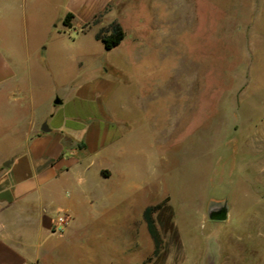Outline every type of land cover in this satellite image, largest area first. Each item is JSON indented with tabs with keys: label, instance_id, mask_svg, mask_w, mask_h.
<instances>
[{
	"label": "rangeland",
	"instance_id": "1",
	"mask_svg": "<svg viewBox=\"0 0 264 264\" xmlns=\"http://www.w3.org/2000/svg\"><path fill=\"white\" fill-rule=\"evenodd\" d=\"M38 14L0 24L14 73L0 94V140L25 102L37 123L56 113L87 124L96 107L117 130L107 164L144 204L162 205L151 216L162 211L180 235L178 264H264V0H134L117 20L72 27ZM115 23L126 37L106 50L96 36ZM220 209L224 220L212 218ZM142 235L133 264L155 256Z\"/></svg>",
	"mask_w": 264,
	"mask_h": 264
},
{
	"label": "crops",
	"instance_id": "2",
	"mask_svg": "<svg viewBox=\"0 0 264 264\" xmlns=\"http://www.w3.org/2000/svg\"><path fill=\"white\" fill-rule=\"evenodd\" d=\"M133 1L0 0V24L26 26L39 17L38 10L62 22L71 13L72 26L77 20L101 24L109 17L117 20V10ZM9 52L0 46V94L14 77ZM88 90L80 94L87 98ZM60 102L56 105L63 107ZM9 103L24 100L11 94ZM24 105L28 113L12 127L3 124L0 140V146L8 145L0 147V264H133L134 244L139 241L137 248H143L144 233L155 249L145 219L150 206L127 174L117 178L107 164V158H116L113 119L95 107L87 124L79 116L56 113L37 123L34 103ZM45 124L49 132L41 130ZM59 212L71 215L62 235L52 233ZM154 221L161 249L151 264H178L180 235L162 211Z\"/></svg>",
	"mask_w": 264,
	"mask_h": 264
},
{
	"label": "trees",
	"instance_id": "3",
	"mask_svg": "<svg viewBox=\"0 0 264 264\" xmlns=\"http://www.w3.org/2000/svg\"><path fill=\"white\" fill-rule=\"evenodd\" d=\"M74 19V15L69 13L65 19L63 20V25L66 27H72V21ZM126 37V33L124 29L121 27L120 24L115 23L112 25V30L108 33L100 32L97 34L96 38L97 40L101 41L105 47L106 50H113L121 45V43L124 41ZM162 205H158L153 208H149L145 213V219L148 222L149 229L151 236L155 242V255L158 254V252L161 249V241L159 238V235L157 233L154 220L152 219V213L160 209Z\"/></svg>",
	"mask_w": 264,
	"mask_h": 264
},
{
	"label": "built area",
	"instance_id": "4",
	"mask_svg": "<svg viewBox=\"0 0 264 264\" xmlns=\"http://www.w3.org/2000/svg\"><path fill=\"white\" fill-rule=\"evenodd\" d=\"M71 222V215L66 212H59L55 221L53 222L52 233L62 235L67 230Z\"/></svg>",
	"mask_w": 264,
	"mask_h": 264
},
{
	"label": "water",
	"instance_id": "5",
	"mask_svg": "<svg viewBox=\"0 0 264 264\" xmlns=\"http://www.w3.org/2000/svg\"><path fill=\"white\" fill-rule=\"evenodd\" d=\"M60 103H61L60 100H57V101L55 102V104H60ZM41 130H42L43 132H49V131H50V129L48 128L47 124H45V125L42 127ZM5 166L8 167V166H9V163H6ZM219 211H220V213H219V217H220V219H218V220H224L223 217L226 216V210H225V209H220ZM211 216H212V213H211ZM212 218H213V216H212Z\"/></svg>",
	"mask_w": 264,
	"mask_h": 264
},
{
	"label": "flooded vegetation",
	"instance_id": "6",
	"mask_svg": "<svg viewBox=\"0 0 264 264\" xmlns=\"http://www.w3.org/2000/svg\"><path fill=\"white\" fill-rule=\"evenodd\" d=\"M211 213H212V216L214 219H220V217H219L220 211L219 210H213Z\"/></svg>",
	"mask_w": 264,
	"mask_h": 264
},
{
	"label": "bare ground",
	"instance_id": "7",
	"mask_svg": "<svg viewBox=\"0 0 264 264\" xmlns=\"http://www.w3.org/2000/svg\"><path fill=\"white\" fill-rule=\"evenodd\" d=\"M170 224H171V222H170Z\"/></svg>",
	"mask_w": 264,
	"mask_h": 264
}]
</instances>
